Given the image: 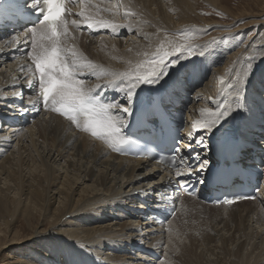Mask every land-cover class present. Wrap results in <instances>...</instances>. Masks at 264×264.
Returning a JSON list of instances; mask_svg holds the SVG:
<instances>
[{"label":"bare ground","instance_id":"obj_1","mask_svg":"<svg viewBox=\"0 0 264 264\" xmlns=\"http://www.w3.org/2000/svg\"><path fill=\"white\" fill-rule=\"evenodd\" d=\"M205 1L214 7L223 3L222 0ZM119 8H122V13ZM195 8V0H118V3L115 0H84L82 3L72 0L67 14L69 34L62 38L65 48H75L79 63L90 61L96 66L95 69L85 68L78 74L77 78L84 81L85 87L92 89V94L96 91L109 93L114 99L111 104L128 106L132 110L131 115L125 117L123 112L113 108L114 120L126 119L128 123L158 90L167 92L165 100L168 102L183 104L187 97L190 99L192 117L185 142L192 143L193 147L191 151L183 152V156L189 158L191 168L181 170L184 173L181 176L176 172L164 173L143 160L119 157L103 140L75 129L55 114H51L55 125L52 132L59 137L64 134L68 142L65 147L62 143L55 145L56 139L52 137L57 156L70 154V143L79 141L82 154L92 152L93 161L104 159L106 167L100 171V185L92 187L86 184L91 182L89 177L94 175L93 170L86 176L74 175V178L52 160L45 161L38 144L40 139H50L52 133L33 131L38 122L26 130L24 123L28 124L35 112L28 103H19L21 97H27L32 104L37 102L34 96L37 73L30 55L35 38L30 36L31 32L23 31L12 45L3 42L0 66L10 63L8 66L15 79L12 81L13 77L0 73V237L6 238L0 242L1 250H7L8 234L12 235L11 241L16 242V246L25 240L13 227L22 217L34 230L29 240L42 242L50 238L57 241V245L52 247L47 241L43 245L47 256L54 257L50 264H129L128 261L131 264H157V258L151 255L162 258L158 264H264V193L255 201L227 207H212L197 198L178 197V212L167 227H157L153 221L143 220L150 215L144 211L152 210L153 205L168 193L170 185L177 183L178 179L195 183V179L187 174L189 171L200 176L204 174L199 167H193L191 159L199 153L201 158L204 156L206 161L212 162V149L217 140L239 135L257 143L258 147L264 144V52L255 68L252 65L255 71L248 75L241 92L239 88L232 87L236 83L232 67L242 54L229 57L219 51L215 54V47L211 48L210 40L206 39L201 43L200 49H203L198 50L197 56L183 63L178 61L179 67L171 70L175 72L169 77L138 88L132 101L126 98L127 80H112L111 75H105L133 71L138 65L147 68L144 62L157 53L154 46L160 42L157 36L162 37L167 31H177L190 25ZM126 12L134 15L126 16ZM172 12L178 17L174 18ZM79 13L91 19H85ZM72 20H76L79 27L71 24ZM95 20L110 23L114 30L98 27L93 23ZM261 23L264 27V21ZM35 27L39 29V25ZM78 28L84 29L80 42L74 37ZM4 33L0 32V36ZM261 44L264 45L263 42ZM251 47L244 51V56L254 53ZM13 60L17 62H11ZM223 60L228 66L215 71L217 67H223ZM241 63L239 61L238 65ZM225 107L230 110L229 116L212 132L205 131L201 125L210 113ZM10 122L16 124L10 125ZM193 125H196L195 130ZM189 133L193 135L191 141ZM37 135H40L39 140ZM201 136L207 149L197 143L196 138ZM8 153L10 157L2 159ZM257 155L262 157L261 152ZM34 167L39 169V174L33 175L31 170ZM55 202H58L57 208L52 207ZM111 212L114 215H110ZM107 216L124 222L115 230L108 224L107 229L101 230L87 225L89 218L94 224L95 220L105 221ZM36 224L38 228L49 227V231L42 232L41 228L34 227ZM190 237L194 238L191 244L193 252L188 251L197 258L187 250L180 251L183 248L181 244L184 245ZM189 242L187 248L190 247ZM105 250L111 254L105 255ZM40 251L43 249L38 253L46 255ZM133 251L139 252L134 258L129 255ZM115 254L120 256L115 258Z\"/></svg>","mask_w":264,"mask_h":264},{"label":"rangeland","instance_id":"obj_2","mask_svg":"<svg viewBox=\"0 0 264 264\" xmlns=\"http://www.w3.org/2000/svg\"><path fill=\"white\" fill-rule=\"evenodd\" d=\"M115 1L118 3V0ZM222 1H223L222 6L214 7L211 4L207 3L205 0H195L196 12H194L193 14L194 17L192 16L193 22L191 21L192 23L190 25L183 26L180 30L177 31H167L166 34H164V36L162 35V37L157 36V38H160V42H157V44L154 45L157 49L156 51L158 52L161 46H163L164 50L169 52V56L165 58L167 64V69L165 71L168 72L169 75H172L175 72L171 70L173 69L175 70L176 68L179 67V64H177L178 61L180 63H183L184 60L187 61L188 58H191L192 56H197L198 50L202 46L201 43L203 44V42H205V39L207 41L210 40L208 42L211 48L215 47L214 48L215 54H218V51L221 55L225 54L227 57L234 55L236 53L237 55H239L238 53L242 54V57H239L241 56V54L238 56L239 58H237V61L234 62V67H232L233 70L232 72L234 75L233 79H235V82H236V78L238 76H241L240 74H242L244 71H246L248 75L255 71V69H252L253 68L252 65L254 66L258 61L262 59L263 56L262 53L264 52V45L261 44L262 42L264 43V35H263L264 27L262 26L261 23L264 21V11H263L264 0H222ZM117 5L119 6V4ZM153 8L155 9V7ZM119 11L120 13H122L123 12L122 8H119ZM144 16L149 20L148 16H146L145 14ZM173 17L176 18L178 16L176 13H174ZM206 23H210L212 25H206ZM82 31H84V29L78 28L75 30L74 37H76L75 39L77 42H80L82 39V34H81ZM233 31L235 32V34ZM224 33H226L227 36ZM223 34L224 36L222 37ZM251 45L252 47L250 48V50L251 51L254 50L253 51L254 53L244 56L245 55L244 51L249 50V47ZM178 48L182 50L177 51L176 49ZM202 49H200L199 51H201ZM207 49L208 48L204 49V52ZM0 50H4L3 45L1 44H0ZM211 50L212 49H210L209 52ZM239 61L242 62L240 66L238 65ZM11 62L16 63L17 60H13ZM221 62H222L221 66L223 67H217L215 71L228 66V65L225 66L226 60H223ZM8 65H10V63H8ZM8 65L0 66V73L2 72L3 74H5V76H9V77L15 76V74H13V72L10 71V67ZM13 79L15 78L13 77L12 81ZM242 89H243V85L241 86V88H239V91L241 92ZM20 99H22L21 100L22 103H28L29 100L27 97H21ZM37 122L38 124L34 127L33 131H35L36 133L41 131L42 134L45 133L47 134L49 132L52 133L50 139H44L45 141L39 138L40 135L36 136L37 140L40 139L39 140L40 145L38 144V148H40L39 151L42 152L40 153L42 154L43 158L45 157V161L48 162L49 160H52L53 163H57L58 165H60L64 169L63 170L64 172L68 170V173H70L68 174L69 177H74V178H75L74 175L86 176L90 170H93L94 175H91L92 176V177L90 176L91 178L89 177V179H91V182L90 183L88 182L86 185L88 186L90 185L92 187L94 185L96 187L100 185L101 182L100 171L103 170L104 167H106L104 163V159L100 161L97 160L98 162L95 161L96 162L95 163L93 161L94 156L92 152L87 155L82 154L79 149V141H74L70 143L71 144L69 145L70 148L68 147L70 154L63 153L64 157L63 154L58 157L57 155L59 154L56 153L57 152L56 147L53 145L51 139L52 137L56 139L55 145L62 143L65 147L68 145L67 138L65 137L64 134L59 137L58 134H54V132H52L55 125L51 120V115L43 116L41 114H37L35 123L34 121L32 123L29 122L30 124L28 123L25 126V129L27 130L28 128L34 126ZM61 132L62 130L60 131V133ZM60 140L62 142H60ZM47 141L51 145H49ZM6 157H10V154L8 153L7 155L5 154V156L3 155L2 159H5ZM40 164H43L42 161ZM46 168L47 167H45V169ZM37 169H38L37 167H34L31 170L33 175L39 174L38 173L39 169L38 170ZM47 169L49 170V168ZM86 185H84L83 188H85ZM52 205L53 208H57L58 202H55V204ZM110 215H114V213L111 212ZM107 217L108 218L102 222L101 221L97 222V220H95L96 222L94 224L90 223L92 221V218H89L87 225L91 228L99 229V230L107 229V226L109 225L110 229L112 227L115 230V229H119V225L123 224L124 222V221L114 220V217L112 218V216H107ZM24 220H25L24 218L20 217L18 219V222H16L15 226L13 227H15V231H17L20 234L22 239L25 240L21 244H19V246H16V242L11 241L12 235L8 234L7 250L0 249V264H46V261L48 263V260H49L48 264H50V261H52L54 257L52 255L47 256V249L43 245L49 242L50 244L49 246L52 247L57 245V241L49 238L50 240L49 239L45 240L47 242L45 241L41 242L40 240L38 242L33 240L32 242V240H29L28 237H31L34 230L32 227H29L27 222H25ZM83 220H85V218ZM34 227L38 228L37 224ZM40 228L41 227H39L38 229ZM2 230L6 231V227L2 226ZM41 231L42 232L45 231L47 233L49 231V227H43L41 228ZM4 235L5 233L2 234V236ZM195 235L196 232L195 234L193 233L191 236L194 237ZM192 237L186 239L187 242L185 241L184 245L181 244L183 246V248L182 246L179 247L182 248L180 250L181 252L183 250H184L183 252L187 250V253H191L190 251L193 252L191 244L193 243L192 241L194 238ZM5 239H6L5 237H0V242L2 243V241H4ZM188 242H189L188 245L190 247L187 248L186 244ZM58 247H60V245ZM40 249H43V251L40 252H43L46 255L39 254L38 251ZM188 249H190V251H188ZM127 252L129 251H126V253ZM137 253L138 251H133L129 255L134 258ZM104 254L110 255L111 252L109 250H105ZM191 254L195 256L193 253ZM115 256H116L115 258H118V256L120 255L115 254ZM110 257H114V256H110ZM195 258H197V256H195ZM103 259H105V257ZM161 260L162 259L156 261L160 262ZM205 260H202V262L205 263ZM128 263L131 264L132 262L128 261ZM180 263L181 262H179L178 264Z\"/></svg>","mask_w":264,"mask_h":264},{"label":"snow or ice","instance_id":"obj_3","mask_svg":"<svg viewBox=\"0 0 264 264\" xmlns=\"http://www.w3.org/2000/svg\"><path fill=\"white\" fill-rule=\"evenodd\" d=\"M67 0H25L23 7L26 10L38 13V25L31 29L35 38L30 50L31 60L34 71L38 73V89L39 99L43 102L46 109L51 110L65 118L70 125L82 132L89 133L93 138L103 140L108 147L117 152H126L132 145L136 143L130 136H126L122 129L128 126L126 119L114 120L112 109L117 108L124 113L125 117L131 115L132 110L128 106L114 104H100L96 97L92 94V89L86 88L83 80L78 79V74L85 68H93L96 66L92 62L84 64L79 63L78 54L74 47L65 48L62 38L69 34V22L64 18L63 13L67 11L65 8ZM84 2V0H78ZM18 0H0V11L6 9V6L17 4ZM78 15L85 19L84 13ZM125 15H134L126 12ZM98 27L113 28L114 26L102 20L93 21ZM71 24H77L76 20H72ZM89 26H92L91 24ZM36 41H39L37 43ZM177 51L182 49L178 48ZM169 52L161 46L160 50L145 61L148 66L138 65L133 71L122 73H106L111 75L112 80H127L128 87L126 98L129 101L134 100L138 88L143 85L156 84L161 78L168 77L169 73L165 71L167 67L166 57ZM250 67V65H249ZM248 73L236 78L233 88H241L246 86ZM112 81H109L111 83ZM230 110L225 107L221 111L211 112L209 118L203 122L201 127L212 132L217 126L229 116ZM195 130L196 125H193ZM189 140H193L192 133L188 134ZM197 143L204 149L207 144L204 143L203 136L196 138ZM189 151L192 150V143L187 145ZM179 157V159H177ZM199 160V169L204 171L208 161L200 160L199 153L196 154ZM185 157L181 155L179 147L174 148L173 155L169 163L176 168V175L181 176L184 173L180 169L184 166ZM191 168V165L188 166ZM191 175L192 172L187 173ZM233 198L224 201L232 204L235 202Z\"/></svg>","mask_w":264,"mask_h":264}]
</instances>
